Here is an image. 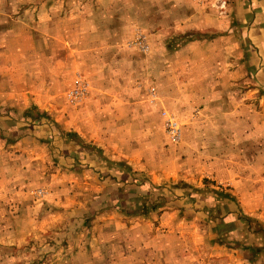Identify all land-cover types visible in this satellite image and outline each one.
Segmentation results:
<instances>
[{"label":"rangeland","instance_id":"1","mask_svg":"<svg viewBox=\"0 0 264 264\" xmlns=\"http://www.w3.org/2000/svg\"><path fill=\"white\" fill-rule=\"evenodd\" d=\"M229 4L0 0V144L43 121L93 174L2 161L0 264H264V92L232 73L247 57L227 40ZM201 194L206 232L157 231L143 249Z\"/></svg>","mask_w":264,"mask_h":264},{"label":"crops","instance_id":"2","mask_svg":"<svg viewBox=\"0 0 264 264\" xmlns=\"http://www.w3.org/2000/svg\"><path fill=\"white\" fill-rule=\"evenodd\" d=\"M228 12L230 14L227 16L226 22L229 24V26L230 23L235 26H231V32H229L227 40L230 42L231 48L233 50H237L236 53L239 57H247V63L244 65L239 63L236 64V61L233 62L234 68L232 73L245 74L246 71L248 73L249 70L250 74L253 73L251 77H253L252 82L255 87L264 92V0H230V4L228 5ZM215 71H219V67H216ZM40 124L41 126L39 127L36 126L35 128H32L31 126L27 129L19 130L21 132L19 136L16 137L13 143L7 144L8 146L5 147V143L0 144V163L2 161H4V163H13L14 161L20 162V160L22 159L28 162L34 161L35 167H37L38 172V170L42 169V162L46 161L44 157H46L47 154L52 160L58 159V162H53L52 160H50V162L53 163L52 167L56 165L54 172L57 171V173H61V165H68V168L64 169L63 175L67 174V176H71L75 179V176L78 172L80 182H83V180L87 176H89L90 178L93 177L92 171L86 169V165H79L77 163L80 162L81 157V152H79L80 147L76 146L75 143L71 140H61V138H59L61 134L58 133V130L54 131L53 127L49 128L44 124L43 121H40ZM251 129V127H247L249 133ZM245 134L246 131L244 132V135ZM44 139H47V141L53 140L52 145L54 149H47L48 146ZM58 143L60 144L57 145ZM57 147L59 149L55 150V148ZM62 148L67 149L66 153L69 155L71 154V158L64 156L63 152L60 151V149ZM55 152L59 153L60 156H57V154L53 156ZM83 157L84 155L82 156V158ZM73 159H78V161H74ZM83 162L80 163L83 164ZM220 178L221 177L215 176L212 179L221 180ZM151 182L154 183V179ZM219 182H217V184ZM201 195H195L194 197H191L192 199H194L193 201H195V211L193 212L195 216H193V218H186L185 215H181L178 210L164 211L161 215V222L159 224V227L155 229V234L149 235L148 233H143V235L141 236L143 238V249H145L146 240L149 246L150 244H153L151 241L153 240V238L155 241L158 237V235L156 234L157 231L162 233V236L159 235L161 238L167 240H174L181 237L180 232L177 231L178 227L184 229V232H192L193 234L195 233L196 237H199V233L206 232V227L201 224V221H199V224L197 225L194 224L195 222L197 223V219H200L199 210H202L204 208L203 206L205 204H208L206 202L210 199L209 197L204 196V194ZM241 208L244 212L243 207ZM233 215L236 218V214L234 213ZM193 219H195V221H193ZM135 225L138 226V229L136 231H138L140 234L139 223ZM185 246L182 247L184 248L183 254H186L188 256L189 253H194L193 251H191V245H188L187 247ZM188 247L190 249H188ZM182 248L178 246V256L182 251ZM206 248H210L212 252L221 249L220 246L216 247L211 244H209ZM206 250L208 251V249ZM208 252L211 251L209 250ZM187 256L185 258H187ZM148 264L150 263L148 262Z\"/></svg>","mask_w":264,"mask_h":264},{"label":"built area","instance_id":"3","mask_svg":"<svg viewBox=\"0 0 264 264\" xmlns=\"http://www.w3.org/2000/svg\"><path fill=\"white\" fill-rule=\"evenodd\" d=\"M137 46L140 48V49H147V45L145 44V39L142 37V36H139L137 38ZM82 87H76L72 93L73 97L76 99L79 97V94L82 93ZM175 126V125H174ZM175 130V129H173Z\"/></svg>","mask_w":264,"mask_h":264}]
</instances>
